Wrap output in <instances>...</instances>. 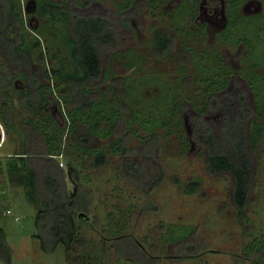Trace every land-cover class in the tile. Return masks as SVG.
<instances>
[{"label":"rangeland","instance_id":"obj_1","mask_svg":"<svg viewBox=\"0 0 264 264\" xmlns=\"http://www.w3.org/2000/svg\"><path fill=\"white\" fill-rule=\"evenodd\" d=\"M19 1L22 14H25L24 9L31 0ZM134 1L93 0L95 5L99 2L98 7L110 11L130 8ZM226 1L225 20L217 21L221 26L205 19L199 23L194 22V16L198 13L196 0H150L144 11L128 23L131 31L130 45L124 51L116 52L106 64L107 77L122 76L124 79L127 102L133 110L132 113L123 114L132 131L128 146H133L136 151L139 146L137 138L140 140L156 136L158 141L149 156L127 153L144 164L142 176L131 185L114 177L111 165H116L117 159L112 155H108V165L87 170L93 175L90 178L95 194L93 216L83 230L87 243L76 249L72 256L74 260L75 256L89 254L95 255L92 264L153 263V259L148 258L136 245V240L127 235L134 233L137 240L142 241L145 235H149L148 241L155 245L153 249L158 254L156 264H252L260 261L264 254V0ZM248 1H256L257 9L251 10L252 6L245 9ZM73 2L81 6L85 0ZM33 8L29 5L30 12L25 15V31L29 39L39 36L45 46L58 50L64 40L60 45L54 38L66 33L63 23L50 25L45 17L32 12ZM159 29L171 39L170 47L162 57L153 54L155 32ZM17 30L18 26L14 31ZM181 50H185L191 57L190 64L184 66L179 56ZM64 53L60 54L64 56V64L67 65L70 59L66 57L67 52ZM3 59L0 53V70L10 77ZM33 64L37 67V61H33ZM229 76H233L230 82H234V86L241 82L249 97L253 98L257 93L262 113L257 119L258 129H250L258 138L252 143L257 147L258 158L254 163L253 188L250 190L252 204L248 206V233H244V227L236 221V210L230 196V175L226 172L207 173L200 149L188 138L193 128L192 106L189 103L201 108L199 88L217 90L228 81ZM183 77L189 78L191 83L183 81ZM6 84L13 91L23 85L18 79H11ZM59 93L64 92L60 90L56 95ZM178 95L182 96L184 103L190 105L180 116L171 103ZM108 99L112 102L110 96ZM60 101L62 111L68 116L69 105L63 98ZM13 104L17 113L15 120L20 121V114L28 113L17 100ZM104 105L111 107L112 104L106 102ZM53 113L62 124V117L54 101ZM21 124L15 122L16 128L6 129L0 119V228L10 248L9 260L0 258V264H66V251L62 244L53 251L41 249L40 241L35 237L37 207L27 197L25 187L13 184L5 171L6 156L18 147L15 131L22 128ZM82 131H86L84 127H81ZM72 140L66 138L68 145L65 147V155L81 153L70 143ZM90 142L93 148H108L113 143L110 138L93 136ZM62 162L60 166L66 169L65 160ZM161 166L166 171V178L150 191L152 208H144V201L139 199V190L149 192V181L157 175ZM122 172L126 173L124 169ZM66 180L70 189V182ZM191 180H197L198 186L194 192L189 193L187 184ZM128 202L131 203L132 212L130 220L127 219L129 230L123 233L126 235L117 238L116 242L118 249L124 251L121 255L120 250L116 252L115 248H108L113 246L111 240L103 244L100 235L102 229L107 230L105 225L109 224V214L113 213L116 217L119 209L129 210ZM124 216L121 217L125 219ZM114 222L118 224L119 221L115 218ZM93 225L98 227L94 230ZM167 225L180 227L171 231L170 236L176 235L179 230H182V234L184 231L188 234L191 232L187 237L188 242L200 247V254L194 256L180 252L172 240L167 243L159 240L161 229L166 231ZM108 228L114 230V226ZM106 236L111 235L106 231Z\"/></svg>","mask_w":264,"mask_h":264},{"label":"trees","instance_id":"obj_2","mask_svg":"<svg viewBox=\"0 0 264 264\" xmlns=\"http://www.w3.org/2000/svg\"><path fill=\"white\" fill-rule=\"evenodd\" d=\"M146 4L144 0L132 3L137 8V15L144 11ZM37 9L50 25L63 23L66 33L54 38L60 45L64 40L58 50L45 46L39 36L29 39L19 0H0V53L10 75L8 77L5 71L0 70V119L6 129L16 128L15 122L22 123V128L15 131L18 147L5 158V171L13 184L25 187L27 197L37 207L35 237L40 241L41 249L53 251L62 244L66 251V264H92L95 255L80 254V257L75 256V260L72 257L78 247L86 245L83 230L93 216L95 194L90 182L93 175L87 170L108 165V155H112L117 159V164L111 165L114 177L131 185L142 176L144 164L127 153L149 156L158 141L156 136L137 138L139 146L136 151L133 146H128L132 131L123 114L132 113L133 110L127 102L124 79L122 76L107 77L106 64L116 52L124 51L130 45L128 23L131 12L91 11L84 7H73L70 1L63 3L53 0H40ZM170 44L171 39L166 33L157 30L153 54L156 57L164 56ZM64 52L70 59L67 65L60 54ZM179 56L184 66L190 64L191 57L185 50L179 51ZM33 61H37V67ZM183 78V81L190 82L189 78ZM232 78L229 76L228 81L217 90L200 87L201 108L193 103H189L193 108L190 107L183 102L181 95L172 99L171 103L179 116L189 107L192 110L193 128L188 138L200 149L207 173L226 172L230 175V196L236 210V221L244 227V233H248V206L252 204L250 190L253 188L254 163L258 158L257 147L252 144L258 138L250 129H258L257 119L262 113L257 93L253 100L241 82L235 83L237 86L233 85L234 82L231 84ZM11 79L22 81V88L14 91L7 88L6 83ZM60 90L64 93L56 95ZM61 98L69 105L68 116L61 109ZM14 100L28 113L20 114V121L15 120ZM53 101L62 117V124L53 113ZM106 102H110L111 107L104 105ZM81 127L86 131L81 132ZM91 136L110 138L113 143L108 148H93ZM67 137L74 139L70 143L80 150V154L71 152L72 157L64 154ZM162 166L149 181V192L139 190V199L144 201V208H152L150 191L166 178ZM66 179L70 182V189ZM197 182L189 181V193L196 190ZM129 204L127 207L130 209H119L118 216L109 214V224L105 225L107 230L102 229L100 235L103 244L107 240L112 241L113 246L108 248L113 247L116 252L120 250L116 244L117 238L123 237L126 235L123 233L129 230L127 219L132 213ZM120 215H125V219ZM115 218L118 224L114 222ZM96 225H93V229L98 227ZM109 226H114V230H109ZM177 228L180 227L167 225L166 231L161 229L159 240L166 243L172 240L178 251L199 255L200 247L188 242L187 237L191 232L188 234L184 231L182 234V230H179L176 235L170 236L171 231ZM106 231L111 236H106ZM127 235L136 240L134 242L148 258L153 259V263L149 264H156L158 254L154 252L155 245L148 241L149 235H145L143 241L137 240L134 233ZM262 251L259 250L260 253ZM122 252L120 250L121 255ZM9 254V245L0 228V258L9 260ZM252 264H264V254L260 261Z\"/></svg>","mask_w":264,"mask_h":264},{"label":"flooded vegetation","instance_id":"obj_3","mask_svg":"<svg viewBox=\"0 0 264 264\" xmlns=\"http://www.w3.org/2000/svg\"><path fill=\"white\" fill-rule=\"evenodd\" d=\"M53 1H56V2H68L70 1L72 3V6L73 7H77V8H81V7H84L85 9L87 10H91V11H94L95 9L97 10H100V11H105L106 8H101V7H98L99 6V2L97 3V5L94 4L93 0H85L84 4L81 5V6H77L73 0H67V1H64V0H53ZM137 0H135L134 2H136ZM150 0H144L145 3H148ZM92 2V3H91ZM197 2V9H198V13L196 14V17L194 16V22L195 23H199L201 22L200 20H206L207 22H212L214 23L215 25H218V26H221V24H217V21L218 20H222L224 22L225 20V9H226V6H225V3L227 2L226 0H196ZM40 3V0H31L30 1V4H27L24 11H25V14L23 13V17L25 18V15H28L29 14V5L31 6H34L32 12L34 11V13H37V15H39L38 13V5ZM256 1H248V3L245 5V9L249 6H252L253 8H250L251 10H255L257 9V6H256ZM136 6H133L131 4L130 8H127L123 11H126V12H131L130 13V16H129V21L132 22V20L136 17ZM118 11V10H116ZM121 11V10H119ZM134 12V14H133ZM41 16V15H39ZM43 17V16H41ZM223 24V23H222ZM216 26V27H218Z\"/></svg>","mask_w":264,"mask_h":264},{"label":"built area","instance_id":"obj_4","mask_svg":"<svg viewBox=\"0 0 264 264\" xmlns=\"http://www.w3.org/2000/svg\"><path fill=\"white\" fill-rule=\"evenodd\" d=\"M8 212H9V210H8Z\"/></svg>","mask_w":264,"mask_h":264}]
</instances>
